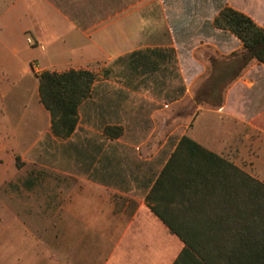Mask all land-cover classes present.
<instances>
[{
	"label": "crops",
	"instance_id": "obj_1",
	"mask_svg": "<svg viewBox=\"0 0 264 264\" xmlns=\"http://www.w3.org/2000/svg\"><path fill=\"white\" fill-rule=\"evenodd\" d=\"M169 4L0 0L5 177L37 186L40 161L52 159L59 175L55 185L69 186L68 197H60L55 208L59 229L40 237L53 238L52 246L44 241L37 252L25 248L21 264H204L147 200L183 136L264 183V63L252 60L221 90L220 78L228 77L242 42L213 23L228 6L264 27V0ZM209 52L218 63L213 68ZM95 65L117 82L96 77L79 106L74 132L56 137L40 100L39 75L95 73ZM210 77L216 85L205 90L202 82ZM207 90L214 101H196ZM175 105L183 111L180 119ZM109 126L117 128L113 134L106 132ZM189 206L182 199L160 204L178 225L200 221Z\"/></svg>",
	"mask_w": 264,
	"mask_h": 264
},
{
	"label": "trees",
	"instance_id": "obj_2",
	"mask_svg": "<svg viewBox=\"0 0 264 264\" xmlns=\"http://www.w3.org/2000/svg\"><path fill=\"white\" fill-rule=\"evenodd\" d=\"M213 23L242 42V49L232 54L228 77L220 78L223 89L252 60L264 63V27L228 6ZM95 79L85 69L39 75L40 100L51 114L56 137L65 139L74 132L79 106ZM113 129L109 126L106 132L113 134ZM180 199L199 213L200 221L178 225L166 218L160 204ZM147 200L204 264H264V183L188 136L180 139Z\"/></svg>",
	"mask_w": 264,
	"mask_h": 264
},
{
	"label": "rangeland",
	"instance_id": "obj_3",
	"mask_svg": "<svg viewBox=\"0 0 264 264\" xmlns=\"http://www.w3.org/2000/svg\"><path fill=\"white\" fill-rule=\"evenodd\" d=\"M180 1L165 0L167 4H177ZM172 4L169 6H173ZM12 37L18 38L15 31L12 32ZM19 44L24 49V55L28 56L29 52L22 46V41ZM207 54L210 56L209 67L213 68V61L216 60L215 54L213 52ZM36 65L35 62L31 63L33 69ZM93 70L97 73V75L94 74L98 79L101 80L104 76L117 82L114 75L109 77L108 69L95 65ZM214 81V78L210 77L202 82V87H205L206 90L210 86H215ZM176 85H178L177 80H175ZM215 97L207 90L204 94L196 96L195 99L198 102L205 100L212 103ZM174 113L175 117L181 118L183 111L180 105H175ZM192 113L193 111H190V115ZM176 139L177 137H175L174 143ZM0 161V264H21L23 257L21 253L25 252V248L28 251L37 252V248L44 241L52 246L53 238L42 239L40 237L44 233H53L59 229V225L54 222L55 208L60 197H68L69 186L55 185L59 175L55 171L52 159L40 161L43 167H40V171L37 173L39 178V181L36 182L37 186L24 185L21 179L16 183L7 181L5 177L8 169L7 160L0 158ZM16 162L17 166L20 167V158H17ZM31 175L28 176L29 179H31ZM45 249L52 253L48 245Z\"/></svg>",
	"mask_w": 264,
	"mask_h": 264
},
{
	"label": "built area",
	"instance_id": "obj_4",
	"mask_svg": "<svg viewBox=\"0 0 264 264\" xmlns=\"http://www.w3.org/2000/svg\"><path fill=\"white\" fill-rule=\"evenodd\" d=\"M28 41H31V40H28Z\"/></svg>",
	"mask_w": 264,
	"mask_h": 264
}]
</instances>
